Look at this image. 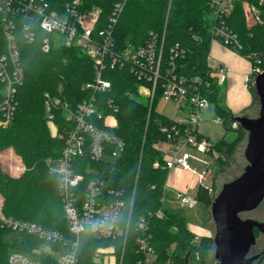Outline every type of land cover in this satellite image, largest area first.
<instances>
[{
  "label": "trees",
  "instance_id": "16d2710c",
  "mask_svg": "<svg viewBox=\"0 0 264 264\" xmlns=\"http://www.w3.org/2000/svg\"><path fill=\"white\" fill-rule=\"evenodd\" d=\"M61 8L72 0H53ZM214 0H127L113 32L117 50L144 45L151 33L164 39L163 56L165 67L171 49L183 53L175 56L179 75L207 78L210 87L205 94L215 104L217 118L225 125L226 133L214 144L218 150L220 167L226 163V155L235 141L227 142L230 131L240 136L241 126L233 128L235 114L222 102L224 92L214 80L207 67V57L213 40L212 29L216 22L213 13ZM115 0H82V9L101 10L102 28L110 18ZM264 10V7H263ZM228 24L239 34L245 49L240 52H256L264 57V26L254 23L248 16L245 4L236 1ZM41 33L33 42L23 37L19 44L21 62L25 71L24 84L18 91V107L9 127L0 126V193L3 190L1 213L15 218L42 224L58 230L68 237L70 233L59 193L58 176L49 168L48 161L57 159L64 146V139L53 135L45 111V93L59 95L73 105L89 96L84 84L94 76V63L81 47L53 44L46 52L42 49ZM249 58V57H247ZM253 65L255 60L249 58ZM261 67L264 70V60ZM252 74V73H251ZM106 77L112 81L107 93H99L103 106L99 108L110 115L109 129L123 138L125 150L115 159L91 161L103 181V191L111 198L121 195L128 202L123 210V224L129 226L124 238L98 237L90 230L81 235L78 264H96L93 256L97 248L114 246L117 264H138L144 258L139 250L138 237L145 236L157 253L159 264H204L212 247V238L197 237L189 228L185 216L172 211L163 204V196L169 170L163 155L157 147L159 140L166 139L162 127L172 125L175 119L157 109L161 89L152 104L138 92L140 81L126 68H108ZM252 87V81L249 82ZM62 86L63 91H58ZM59 130H63L64 118L57 119ZM223 143L228 144L223 147ZM6 151L7 165L25 169L21 177H10L3 170L1 152ZM159 166H154L155 162ZM165 165V167H164ZM212 190L198 185L194 193L197 201L208 208L215 195L216 180ZM5 183V184H4ZM23 189V190H22ZM19 190L20 194H19ZM133 202L132 206L131 203ZM1 214V215H2ZM143 222L141 228L139 223ZM8 232L0 222V264H9L12 251L34 256L43 264H58L56 257L48 250L60 248L59 244L47 242L24 232L8 241ZM258 230L255 229V233ZM261 260V259H260ZM259 260V261H260ZM258 261V262H259Z\"/></svg>",
  "mask_w": 264,
  "mask_h": 264
},
{
  "label": "built area",
  "instance_id": "2783aa9c",
  "mask_svg": "<svg viewBox=\"0 0 264 264\" xmlns=\"http://www.w3.org/2000/svg\"><path fill=\"white\" fill-rule=\"evenodd\" d=\"M127 0H115L112 14L105 25L96 30L101 23V10L82 9V0L66 2L61 8L53 0H0V125L7 126L15 116L19 101L18 91L24 84L25 71L21 62L19 40L23 37L33 42L42 36V49L48 52L53 44L78 46L84 49L94 63V76L84 84L89 96L73 105L59 95L45 93V111L53 135L64 139L60 156L53 162L58 166L54 172L58 176L59 193L68 229L73 237L46 227L42 224L2 214L1 226L17 232H24L47 242L59 244L54 250L48 246L58 264H78L81 235L90 230L98 237L124 238L129 226L123 224V210L128 202L121 195L110 197L103 191V181L98 172L89 163L93 161L115 159L125 150V142L113 133L109 126L110 115L103 113L99 93H107L112 88V81L106 77L108 68H126L140 81L138 92L147 97L150 103L161 89L160 99L177 103L183 117L172 125H164L162 132L166 139L159 140L157 147L163 155L164 164L169 172L174 168L189 170L199 178V185L212 190L214 172L208 163L197 170L191 160L206 155L218 158L219 152L213 142L198 130L202 115L212 104L205 94L210 87L207 78L196 75H179L175 56L183 53L177 48L171 49V55L165 67L163 56L164 39L151 33L144 45L117 50L113 32ZM236 1H242L248 16L254 23L264 26V0H214L213 13L216 22L212 29L213 39L240 53L245 46L239 34L228 24ZM180 52V53H179ZM255 60L252 74L246 76L247 82L254 80L264 72L261 67L263 55L247 53ZM207 67L210 74H219V84L227 79L229 68L214 60L209 54ZM213 76V75H212ZM214 78V77H213ZM62 93L63 88L59 86ZM64 118L63 130H59L58 115ZM193 150V153L189 151ZM154 166H159L156 161ZM165 167V165H164ZM167 185V181H166ZM166 187V186H165ZM183 204L190 207L197 203L189 191H176ZM164 204V196L162 198ZM133 202L131 203L132 206ZM143 222L139 225L142 228ZM197 235V239H198ZM139 250L144 258L138 264H159L157 253L147 237H138ZM65 248L66 253L61 254ZM93 261L96 264H117L114 246L96 249ZM9 264H43L38 258L20 251H12ZM122 264V260L120 262Z\"/></svg>",
  "mask_w": 264,
  "mask_h": 264
},
{
  "label": "rangeland",
  "instance_id": "374dc122",
  "mask_svg": "<svg viewBox=\"0 0 264 264\" xmlns=\"http://www.w3.org/2000/svg\"><path fill=\"white\" fill-rule=\"evenodd\" d=\"M211 50L212 52H216V53L217 51L221 52V54L222 52L226 51L227 52L226 56H232L233 54L239 55L240 60L238 61L236 65V74L238 75V78H239L238 84L241 83V85H238L239 88H236V86L234 87L232 86L228 88V98L229 100H235L238 97V95H241V93L245 94L246 91L248 95L251 97L253 93V99H254L253 106L250 108L249 111L244 112L242 115H246L248 117H257L260 112V100L255 91L254 80H252V84H253L252 87L246 85L244 81V75L251 74L253 71L252 61L249 58L241 55L240 53L232 50L231 48L223 45L216 38L212 40ZM212 75L214 77V80L219 84V74L217 72H213ZM240 80H242V82H240ZM219 86L224 88L221 84H219ZM222 102L225 103L224 100ZM157 109L160 112L166 114L167 116L173 119L179 120L184 116L183 113H181L180 110L178 109L177 103L171 100L161 98L157 103ZM11 123L8 124L7 126H1V125L0 126L7 128L11 125ZM232 126L233 128H235L236 126L237 127L240 126V124L237 122H234ZM198 130L203 136L207 137L209 141L213 143L218 142L225 135L226 133L225 125L221 120L217 118L214 103H212L209 109L205 111L204 114L202 115V118L198 123ZM232 141H235V142L232 145V149L229 152V155L228 156L226 155L227 162L222 164L221 167H220L218 158H213V157L206 156V155L198 156V160L196 159L191 160V164L197 170L202 169V167L204 166V163H208L209 167L213 170L214 173H216L215 174L216 189L214 192L215 197L218 195L222 186L225 183L232 181L244 171V168L248 163L245 157V148L248 142V132L244 130V133L240 136L237 132L230 131L227 134V142H232ZM227 145L228 144L223 143V147H226ZM189 151L193 153L192 149H190ZM5 156L8 158L9 155L7 154L6 151H2L1 161L3 162L2 164H3L4 172L10 177H21L24 174L25 169L15 167L16 164L7 165V162L5 161V158H4ZM48 163H49L50 170L54 172L53 168H56L58 165L54 163L53 160L51 161L49 160ZM180 176L182 177L184 181L191 182V185H190L191 190L196 189L197 186L199 185L198 176H194L192 178L191 173L187 170L181 171ZM0 185H3V183H0ZM179 188H181V186ZM22 190H19V194H20V191ZM173 190L174 189L171 186L166 185L165 191H164V205L168 207L169 209H171L172 211H175L185 216L188 224L197 230H200V229L208 230L209 224H210L211 226L210 234L202 235V236H208L212 238V247L210 248L209 254L206 256L204 264H220L219 261L215 259V256H214L215 246H214L213 237L215 234V223L211 215V204L208 208V206L204 202L197 201V203L194 206L190 207L187 204H183L181 199L177 197L176 192H175L176 190L174 191ZM3 193L4 192L2 190V193H0V210H1L2 203H3V199H4ZM189 195L194 196V193L189 191ZM1 214L2 213L0 211V216ZM241 216L243 218L251 217L259 221H264V200L259 205L258 208L252 211L243 212L241 213ZM17 235H18L17 232H8L5 238L8 241H12L13 239L17 237ZM256 238H257L256 244L251 247V250L249 252L251 254L255 252V250L257 251V250L264 249V233H261L258 231L256 233ZM47 248L48 246L43 247V249H47ZM65 253H66V249L62 248L61 254H65ZM254 264H257V263L254 262ZM258 264H264V256L261 258Z\"/></svg>",
  "mask_w": 264,
  "mask_h": 264
},
{
  "label": "water",
  "instance_id": "95a60500",
  "mask_svg": "<svg viewBox=\"0 0 264 264\" xmlns=\"http://www.w3.org/2000/svg\"><path fill=\"white\" fill-rule=\"evenodd\" d=\"M254 86L260 100L259 115L234 116V121L248 132V163L238 177L222 186L211 203L214 256L220 264H253L258 256H250L249 252L257 241L255 229L264 233V221L241 216L264 200V72L256 76Z\"/></svg>",
  "mask_w": 264,
  "mask_h": 264
},
{
  "label": "crops",
  "instance_id": "0c3cea01",
  "mask_svg": "<svg viewBox=\"0 0 264 264\" xmlns=\"http://www.w3.org/2000/svg\"><path fill=\"white\" fill-rule=\"evenodd\" d=\"M222 51H224V50H222ZM226 53H227L226 51L222 52V54H221V52H218V51H217V53L212 52V50L210 51V55L214 60H216L219 63L225 64L229 68V72L227 74V79H226L225 83L222 85L224 87V88H222L223 92H224V96H223V100L225 102L224 104L235 115H242L244 112L249 111L250 108L253 106V102H254L253 93H252V96L250 97L246 91L245 94L241 93V95H238V97L235 100H229L228 88H230L232 86L233 87L236 86V88H239L238 85H241V83L238 84L239 78H238V75L236 74V65H237L238 61L240 60V58H239L238 54H236L238 56H236L235 54H233V55L231 54L232 56H226L227 55ZM246 76L247 75H244L245 84L248 86H251V84H249V82H247ZM240 82H242V80H240ZM243 86H244V84H243ZM181 171H186V170L180 169V168H174L169 172L168 177H167V186H171L176 191L181 190V191L195 192L196 189H194V190L190 189L191 182L190 181L186 182L182 179V177L180 176ZM187 171H189V170H187ZM190 173H191L192 178L194 176H196L192 172H190ZM180 186H181V188H179ZM189 228L192 231H194L198 236L208 235V234H210V231H211L210 224H209L208 230H206V229L197 230V229L191 227L190 225H189Z\"/></svg>",
  "mask_w": 264,
  "mask_h": 264
},
{
  "label": "flooded vegetation",
  "instance_id": "af4514ba",
  "mask_svg": "<svg viewBox=\"0 0 264 264\" xmlns=\"http://www.w3.org/2000/svg\"><path fill=\"white\" fill-rule=\"evenodd\" d=\"M263 250L264 249H262V250H255V252H253L252 254L251 253H249V255L250 256H258L256 259H255V261L254 262H256L257 264H258V262L257 261H259L264 255H263ZM254 264V263H253Z\"/></svg>",
  "mask_w": 264,
  "mask_h": 264
}]
</instances>
